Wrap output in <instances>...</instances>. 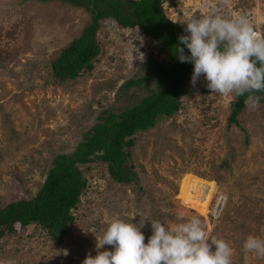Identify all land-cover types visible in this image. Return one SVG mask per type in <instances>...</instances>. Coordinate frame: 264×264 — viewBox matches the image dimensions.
<instances>
[{
	"label": "rangeland",
	"instance_id": "374dc122",
	"mask_svg": "<svg viewBox=\"0 0 264 264\" xmlns=\"http://www.w3.org/2000/svg\"><path fill=\"white\" fill-rule=\"evenodd\" d=\"M214 8L228 18L246 14L263 34L264 0L162 4L165 17L182 28ZM88 22L84 10L58 1L0 0V207L31 198L52 157L71 153L101 112L118 113L156 90L148 61L153 42L109 19L96 32L100 52L93 71L56 84L50 61ZM132 46L144 53L143 62L135 59ZM143 76L149 78L144 84L123 88ZM190 81L172 117L159 118L134 135L131 161L141 191L113 183L100 161L81 166L86 188L71 212L75 221L63 243L53 244L31 225L26 233L0 240V264L9 259L15 264H82L89 253L97 254V239L113 218L137 226L145 222L141 232L147 244L150 221L173 227L180 216L199 218L210 236L228 242L232 264H264V258L243 249L250 235L264 239V104L245 106L237 125L227 128L235 96L210 92L203 76L194 87ZM105 250L113 249L105 245L99 251Z\"/></svg>",
	"mask_w": 264,
	"mask_h": 264
},
{
	"label": "trees",
	"instance_id": "16d2710c",
	"mask_svg": "<svg viewBox=\"0 0 264 264\" xmlns=\"http://www.w3.org/2000/svg\"><path fill=\"white\" fill-rule=\"evenodd\" d=\"M38 1H58L79 7L89 19L79 36L50 61L51 75L56 84L73 81L93 71V62L100 52L96 32L106 19L121 28H135L153 42L148 53V61L153 65L150 77H155L158 82L156 90H149L137 103L120 112H101L96 121L81 133L71 153L55 154L43 182L31 198L0 207V240L17 231L26 233L32 225L43 231L53 244L60 245L75 221L71 212L86 188L81 166L100 161L113 183L135 185L141 191L139 175L131 161L134 135L152 128L157 119L170 118L179 110L180 98L187 94L186 86L191 80L193 64L181 63L178 59V47L184 48V54L190 56L189 50L178 39L187 33L185 28L165 17L162 11L164 0ZM162 55L164 59L159 60ZM148 80L147 76L130 80L123 88L139 87ZM252 95L260 96L259 104H264V92ZM247 96V93L235 96L230 103L227 128L237 125V117L246 106ZM222 165H226L225 161Z\"/></svg>",
	"mask_w": 264,
	"mask_h": 264
},
{
	"label": "clouds",
	"instance_id": "9594fccd",
	"mask_svg": "<svg viewBox=\"0 0 264 264\" xmlns=\"http://www.w3.org/2000/svg\"><path fill=\"white\" fill-rule=\"evenodd\" d=\"M228 2L221 0L225 6ZM185 25L187 35L178 39L190 56L184 54V48L178 47L177 52L181 63L193 64L192 86L203 76L215 95L239 97L247 93L245 105L258 106L261 97L252 93L264 92V35L254 29L247 15L234 13L228 18L214 8L207 15L192 17ZM134 49L135 59L143 62L144 53ZM177 220L173 227H166L159 220L150 221L152 234L145 244L141 232L145 222L140 221L137 226L113 218L102 236L96 238L97 254L89 253L82 264H232L229 243L210 236L199 218L185 220L180 216ZM105 245L113 250L99 251ZM243 249L264 258V239L250 235ZM3 264H15V260Z\"/></svg>",
	"mask_w": 264,
	"mask_h": 264
},
{
	"label": "built area",
	"instance_id": "2783aa9c",
	"mask_svg": "<svg viewBox=\"0 0 264 264\" xmlns=\"http://www.w3.org/2000/svg\"><path fill=\"white\" fill-rule=\"evenodd\" d=\"M215 206H216V204H215ZM215 206H214V208H215ZM214 208H213L212 214L214 213Z\"/></svg>",
	"mask_w": 264,
	"mask_h": 264
}]
</instances>
